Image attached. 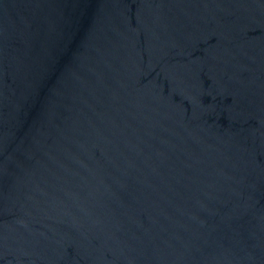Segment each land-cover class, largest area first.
Segmentation results:
<instances>
[{"label": "water", "instance_id": "obj_1", "mask_svg": "<svg viewBox=\"0 0 264 264\" xmlns=\"http://www.w3.org/2000/svg\"><path fill=\"white\" fill-rule=\"evenodd\" d=\"M0 264H264V0H0Z\"/></svg>", "mask_w": 264, "mask_h": 264}]
</instances>
